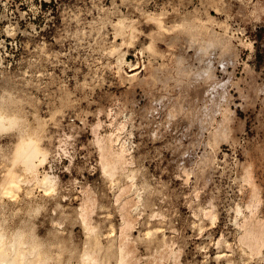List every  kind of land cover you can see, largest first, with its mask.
<instances>
[{
	"label": "rangeland",
	"instance_id": "1",
	"mask_svg": "<svg viewBox=\"0 0 264 264\" xmlns=\"http://www.w3.org/2000/svg\"><path fill=\"white\" fill-rule=\"evenodd\" d=\"M183 16L214 40L159 28ZM0 103L17 118L0 130V184L19 127L41 136L34 172L19 169L29 178L11 198L0 190V233L31 235L45 248L35 264H77L86 195L102 253L120 242L126 200L134 264H169L171 249L181 264H264V245L250 255L240 240L244 220L264 227V0H0ZM108 134L129 161L112 179L98 148ZM44 173L55 192L42 190Z\"/></svg>",
	"mask_w": 264,
	"mask_h": 264
},
{
	"label": "bare ground",
	"instance_id": "2",
	"mask_svg": "<svg viewBox=\"0 0 264 264\" xmlns=\"http://www.w3.org/2000/svg\"><path fill=\"white\" fill-rule=\"evenodd\" d=\"M183 17H184V19L181 20V21H178L177 23H174V21H173L174 25L172 27H169L168 25L164 24L160 20L158 22L159 23L158 24L159 25V28H161L163 31H167V32L168 31L171 32V30H173V31H176V30L177 31H180L181 33H184L185 36L188 37V40H190L192 42H195V43H199L200 42V41L198 42L199 35L203 36V38H201V43L202 44L203 43L209 44V42H211L212 40H214L213 38H215V37H213V36L215 35V31L213 30L212 27L205 26V25L200 24L198 22H197L198 25H195V23L192 24L191 22L188 23V21H186L188 18L185 19L186 17L185 16H183ZM199 18L197 17V19H199ZM180 19H182V18H180ZM194 19H195L194 21H197L196 20V17H194ZM213 23L214 22H211V25L212 26H213ZM208 24H210V23H208ZM128 28H129V26H128ZM128 32H131V29ZM203 33H205L207 37ZM222 33L223 34H222L221 37L225 36V34H226L225 33V30H223ZM124 35H126V34H124ZM221 42H223V41H221ZM202 49H204V48H202ZM201 52H202V50H201ZM117 61L120 64H128V66H131V68L129 69L131 71V74H128L130 77H132V76L134 77L135 75H137V72H138L137 66H133V64L129 63V61L126 58L124 52H121L118 55ZM1 107H3V106H1ZM5 108H6V105H5ZM10 109H12V108H10ZM14 112H16V111H14ZM18 113H19V110H18ZM224 117H225V115H224ZM224 117L222 118V120L223 119L225 120ZM19 120H21V119L19 118ZM27 124H29V122ZM31 124H32V122L30 123L29 127L31 126ZM35 125L37 126V124H35ZM14 126H17V118L14 116V114L11 113V111H10V114L4 113V112L0 111V130H3L4 129V132H6L8 130L7 128H10V130H11L12 127L14 129ZM25 126H27V125H25ZM25 126H24V128H25ZM18 130H20L21 133L19 131L20 134L18 135L17 140H15L16 142L14 143L13 147L11 146L12 148L10 147L11 148V151H10V159L8 158V160H7L10 163L9 164L7 163L8 164V167L4 171L2 170V172H3L2 174L3 175H2V179H1L2 182L0 184V186H1L0 187L1 189L0 190H1L2 194L3 195H6V196H10V198H11V196L15 195V192L20 188V186L23 183L24 179L29 178V177H27V178H24L22 180V178H21L22 174L19 173V169H22L23 172L26 171L25 173H27V172L28 173L29 172L30 173L31 172H34V169H35V166H36V160H40V157H41V148H40V144H39L40 143L41 136H39L37 133H35L36 131L34 133L33 132H27L28 130L25 131V132H23L20 127H19ZM17 132L18 131L16 130L15 133H17ZM43 132H44V130H43ZM13 133H14V131H13ZM215 133H217L216 130L213 133L214 136L216 135ZM40 134H42V132ZM43 134L45 135V133H43ZM44 135L42 136V138L44 137ZM16 136L17 135L15 134V138H16ZM107 137H108L107 139L109 141V144L108 143L106 144V142L105 143L100 142V140H99L98 141L99 142L98 148H100L99 151H101L100 152L101 153L100 155L102 157V158L100 157L101 160H102L101 161L102 162L101 163V166H102L101 169H102V171L106 175H108L109 177H111L110 179H112L113 176L118 171L120 172V169L128 161V159L126 160L127 157L125 156L127 150L124 147L123 143L122 144L120 143L119 147H117L116 149H114V147H112V144H114L113 141L116 138L118 140L119 136H117V137L115 136L116 138L114 140L112 139V134H110V135L108 134ZM43 160H44V157H43ZM17 167H19V168H17ZM184 172H185V175L188 177L189 172L187 170L184 171ZM39 173H40V171H39ZM41 174L42 173H40V175ZM131 175H130V177H127V176L126 177L127 178H130V180L132 178H135V177H132ZM52 178H53V176L51 177L47 173H44L42 175V177L39 179V184L42 186V190L44 189L43 190L44 192H47L49 190H51V192L54 191V190L52 191V189H53V185H54L53 184L54 183L53 180L55 179V177H54V179H52ZM185 179H188V178H185ZM31 180L32 181L35 180V181L38 182V179H35V178H34V180L33 179H31ZM32 181H29V182H32ZM128 181H129V179H128ZM29 182H26V185ZM250 183L252 184V182H250ZM127 185L128 186H124V187L121 188L120 193L121 192L122 193H126V191L128 192L130 190L131 186H133V183L131 182L130 184H127ZM251 188H252V193L251 194H255L256 192L254 191L255 188L253 187V184L251 185ZM252 197H253V195H252ZM12 199H14V198L12 197ZM84 200L85 201H83V203L80 206V210L78 209L79 210V216H77V217H80L82 223L84 224V226L87 229V231H88L89 234H87L88 235V239L86 237V240H85V243H84L85 245H84V248H83L82 252L80 254H78V260L76 261L77 264H134L133 259H135V258L132 256V251H131V249L128 246V238H127V235H126V232H128V230H129V228L131 226V221H130V219L127 216H124V214L128 212V210L125 208V203L127 204L128 201L126 202V200H124L125 201V203L123 202L124 208L122 207V209L124 210L123 217H122L123 218V221L121 223L122 226H120L121 227L120 234H117L120 237V242L116 246V248L114 249V251H108V252L102 253L101 250H100V246H98L99 244L98 245L96 244L97 242H96V237L95 236H96V232H97L96 229H98V226L95 228L96 225H93L92 223H90V220H91L90 218H91V213H92V208L91 207H92V202L93 201L87 195H86V199L84 198ZM248 205H250V204H248ZM205 213H206V215L207 214H210V213L212 215V209L206 210ZM211 215H209V216L211 217ZM151 219H152V217H151ZM251 221L244 220L243 224L240 225L244 229L243 230V233L240 235L241 236L240 237V240L242 241V243L245 244L244 247H247L248 250H246V251H249V254L250 255H253V254L258 255L259 252H260L261 247L264 245V227H263V229H261L262 228L261 227L262 226L261 223H260L261 226H259L258 225L259 223L256 224L255 222H251ZM56 224H58V223H56ZM257 225L259 227H261L260 228L261 230L260 229L258 230V228H257L258 226ZM56 226H58V225H56ZM59 226H60V224H59ZM159 226H160L159 224L158 225L157 224H153L152 227H151V230H152V228L154 230H157V228ZM1 229H0V231H1ZM87 231H84V232H87ZM109 231H110V229H109ZM147 231H149V230H147ZM111 235H112V233H111ZM30 237H31V235L29 236V238L27 237L28 239H25L23 237V233L22 232L21 233L16 232L12 236V238L7 241V240H5L6 238L4 239V235L0 233V264H35V258L38 257V255L41 253L39 248L40 247L43 248V246H40L39 244L38 245L40 247L37 246ZM111 238H112V236H111ZM7 239H8V237H7ZM56 239H57V237L55 238V240ZM57 240H59V238ZM216 244H217V253L215 255V259L220 262V259H222V258L225 257V249H221V246H220L221 239H218L217 242H216ZM55 245H56V243H55ZM48 246H49V244H48ZM53 246H54V244H53ZM60 246L63 248L64 246H67V245H64V246L60 245ZM226 246L229 247L227 244H226ZM50 247H49V249H50ZM43 249H45V248H43ZM52 249H54V248H52ZM59 249H61V248H59ZM64 249H66V248L64 247ZM54 250H57V249H54ZM50 252H52V251H50ZM60 252L61 251H59V253ZM70 252L71 251H69V253ZM55 254L52 257H55ZM41 255H42V253L40 254V257H41ZM48 257L50 258L51 256L48 255L47 258ZM69 257H70V254H69ZM69 257H66L65 256L63 259L61 258V260L59 259L60 257L59 258L56 257L57 260L54 259V261L52 262V264H72V262H71V260H70ZM112 257H114V262H111L110 261V259ZM167 257H169L170 260H171V263H169V264H181V262L178 261L177 258L175 257V251H173L172 249L169 251V254L167 255ZM248 257H250V256H248ZM47 258L45 259L46 261H47ZM164 258H165L164 256H160V257H158V259H153V260H149V261L147 260V262L145 261L143 264H165L163 262L164 261ZM42 260L43 259L38 258V261H39L38 263L39 264H41V263L44 264ZM48 261H50V260H48ZM51 261H52V259H51ZM38 263H36V264H38Z\"/></svg>",
	"mask_w": 264,
	"mask_h": 264
}]
</instances>
